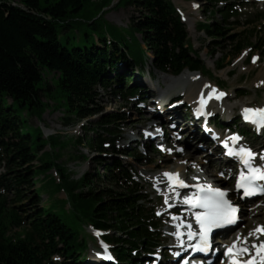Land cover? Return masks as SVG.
I'll list each match as a JSON object with an SVG mask.
<instances>
[{
	"label": "trees",
	"instance_id": "trees-1",
	"mask_svg": "<svg viewBox=\"0 0 264 264\" xmlns=\"http://www.w3.org/2000/svg\"><path fill=\"white\" fill-rule=\"evenodd\" d=\"M114 1L0 0V167L5 168L0 174V264H115L88 258L87 227L102 231V238L114 245L116 264H142L163 246L157 206L136 179L143 155L137 146L119 145L130 113L103 112L102 90L123 103L144 99L150 88L136 73L147 74L149 62L166 74L179 75L185 69L213 73L193 47L174 0H118L115 7H135L140 13L129 27L142 38L122 39L105 34L111 25L105 15ZM203 1L211 9L205 10L206 21L198 28L216 47L230 41L232 56L248 47L264 56V39L252 40L261 31L257 26L246 37L242 35L247 31L231 34L239 24L231 17L239 15L243 0ZM262 15L247 23L255 25ZM82 26L90 29L77 35ZM50 107L63 109L68 126L101 114L83 127L89 131L85 143L97 154L103 173L72 178L66 166L45 150L49 143L56 146L60 141L45 138L41 127L29 119H41ZM82 142L77 138L70 143ZM119 154L133 160L125 161ZM53 168L59 182L49 175ZM46 180L53 181L52 193ZM99 182L112 186L99 190ZM58 191L66 194V199L56 201L59 206L42 204L43 193Z\"/></svg>",
	"mask_w": 264,
	"mask_h": 264
},
{
	"label": "rangeland",
	"instance_id": "rangeland-1",
	"mask_svg": "<svg viewBox=\"0 0 264 264\" xmlns=\"http://www.w3.org/2000/svg\"><path fill=\"white\" fill-rule=\"evenodd\" d=\"M118 0L113 2L110 8L107 9L105 18L108 22L111 23L108 27L105 28V34L109 37L115 36L118 39L122 38H130L131 36L140 37L142 36L137 33L134 34L133 30L129 27L133 25L134 17L140 15L139 11L136 10L135 7H124V5L119 6L118 8L115 7V4ZM177 8L183 13V16L187 19V27L189 30L190 40L193 47L199 51V54L204 61L207 69L209 72L213 73V75L205 74L202 76L200 84L203 83V80H206V84H210L208 88H212L215 86H220L223 90L227 91L229 95L226 97L228 101L224 105H229L233 108H228L230 114L228 115V120L230 123L241 117L242 108L246 105H254L258 108L264 107V56L259 50L253 51L251 48H246L245 51L241 54L238 53L232 56L233 48L230 46V41H224L219 44V46H215L213 42L209 39V36L204 33L200 32L198 25L201 22H205L207 12L211 9L210 5L205 4L203 0H174ZM198 5V6H197ZM241 14L239 16L234 17L232 20H236L239 24L233 26V31L231 34L239 33V32H246L242 37L249 36L248 30L253 26H257L258 29L261 31L254 37L252 40L253 42L257 41L258 38L262 37L264 39V17L261 20L255 22V25L248 24L247 21L254 17V14L258 10H264V0H250L249 4L242 7ZM262 8V9H261ZM206 10V11H205ZM220 19V17L218 16ZM86 29H90V27L82 26L78 31H76L77 35H83ZM248 46V44H247ZM246 46V47H247ZM250 46V45H249ZM147 55L151 58L152 53L148 52ZM225 56L224 66L219 67L218 62L221 61ZM258 56V58H256ZM254 58H256L254 60ZM148 70L151 72L153 70L156 81L153 83L149 80L150 76L142 75L136 73V76L141 81L149 83V86L153 88V93L156 94H165L166 97H176L173 102H171V106H164L162 103L158 102L155 98H150L147 100L146 105L143 106L142 111L143 113H139L136 110L135 103H123L118 101V99L111 93H107L102 90L103 97L102 100L99 102L101 108H104L103 112L113 111L123 109L128 111L129 119L124 126V133L123 139L120 141L119 145L124 147L135 146L134 141H144L146 140L145 134L148 131L154 129L151 127L152 124L155 122L151 118L159 114L158 109L164 112V115H160L162 119H165V122L170 120L174 121L173 126H169V130L173 131V129L178 130L180 135L188 137L186 141H178L177 134H172V137H169L165 140V146L167 147H174L175 144L184 145L188 147V151L186 153H169L161 152V154H156L153 149L150 148V144L147 142L146 145L141 147L140 150L143 154V157L147 162L138 163L136 165V170L139 173L138 179L145 183L148 191L152 192L154 203L157 204V210L161 213L162 216V229L163 235L162 240L165 242L166 246L162 249L163 254L166 256V260L169 258L170 255L175 257V253L170 252L171 248L177 245V241L175 239L174 233V224L176 221L172 220V213L175 214L177 210L170 211L169 204H165V191L164 188L158 186V179L164 178L165 172H170L177 169L181 164L185 163H194L190 166V169L187 171L188 173L186 176L188 178H194L195 173L198 171L199 167L197 165V160H206L208 161V167L212 168L213 172H210L211 175L216 173L215 175H219L218 168L225 169L226 165L222 163L220 160V154L212 147H206L205 144L206 139L210 137V129L205 130V127L202 126L201 121H196V123H192L190 121L193 117L191 106H194V102L196 101H189L187 97L184 96L185 90L190 85H194L195 81H191L190 84L187 83L186 86L179 85V86H172L171 89H168L166 85L169 84V81L172 79H176L178 77L172 78L173 75L162 73L158 71L155 66H153L152 62L148 63ZM149 73V72H148ZM194 72H186L185 74L188 76L193 74ZM197 73V72H196ZM185 75V78H187ZM220 81L226 82V86H222ZM198 83V85H199ZM160 84V86H158ZM203 84V86H205ZM212 85V86H211ZM240 89H244L247 91L246 94H238L237 91ZM169 90V91H168ZM203 90V89H202ZM195 93V90H194ZM197 99V98H196ZM228 103V104H227ZM174 109L176 112H173V116L171 117L167 112L171 109ZM234 114H232V111ZM228 111V112H229ZM217 113V111H215ZM101 114L95 115L91 118L84 119L82 121H76L72 125H66L64 123V111L63 109H54L50 107L41 119L37 118H30L29 121L34 125L41 127L44 133V137L47 138L49 136L56 137L58 141L56 146L54 144L49 143L45 150H47L50 154H54V158L58 159L57 162L66 166L68 171L71 173L72 178L78 179L84 175H91L98 171L100 173L104 172L103 168L98 167V163L94 154L91 152L89 147L86 145L84 138L87 136V131L83 125L91 124V121L98 119ZM223 118V117H222ZM156 121L160 122L159 116L157 117ZM184 122L181 124V122ZM151 127V129H150ZM211 127H214L211 126ZM210 126L208 128H211ZM202 130L206 131L204 137L200 139V132ZM186 131V132H185ZM92 134L93 132L90 131ZM194 135V136H193ZM77 138L82 139V143H73L71 144V140H75ZM258 143L264 144V138L261 136L259 138ZM66 145L64 148H60V146ZM56 147V148H55ZM176 150V149H175ZM214 151L213 155L212 152ZM81 154L89 156V159H82L78 158ZM121 159L125 161H131V159L127 155H120ZM191 156V160L190 157ZM126 157V158H125ZM5 172L4 167H0V174ZM209 172V171H208ZM50 177H53L56 182H59L57 170L53 168L49 172ZM166 178V177H165ZM226 180L224 184L229 186L232 184L233 179H231L230 173L222 177ZM164 181H166L164 179ZM47 185L49 186L50 193H52V189L54 188L51 180H46ZM40 182H37L38 187ZM112 184L99 182L96 186V189H102L105 187H111ZM35 187V188H36ZM34 188V189H35ZM32 195V193H31ZM9 198H13V189L9 192ZM42 204H52L55 203L59 206V203L56 202L60 199H66V194L63 191L54 192L52 195L45 192L41 196ZM29 202V201H28ZM172 205V204H171ZM30 204H27L25 207H29ZM69 208V204L66 205ZM251 207L252 210L248 211L247 209L244 210V217L241 223L238 226L236 231H245L247 236H250L249 233L254 234L257 224L264 221V196L261 197L259 200H255L252 202ZM168 211V213H166ZM86 232L89 235V249L87 251V256L94 262L97 261H104L105 253L99 247L100 245V236L98 232L94 231L90 227L86 228ZM85 237L88 238L86 233ZM91 235V236H90ZM96 241H94L95 239ZM99 245H98V243ZM172 253V254H171ZM150 262V261H149ZM149 264V263H147ZM161 264H169V262L164 261ZM172 264V262L170 263Z\"/></svg>",
	"mask_w": 264,
	"mask_h": 264
},
{
	"label": "snow or ice",
	"instance_id": "snow-or-ice-1",
	"mask_svg": "<svg viewBox=\"0 0 264 264\" xmlns=\"http://www.w3.org/2000/svg\"><path fill=\"white\" fill-rule=\"evenodd\" d=\"M255 59L256 58H254V60ZM223 95V93L220 94V96ZM244 113L245 119L264 128V108H246L244 109ZM233 139H238V137H233ZM225 143H227V141H225ZM166 151L170 153L172 149H166ZM179 151H183V149H179ZM228 154L231 156H241L243 158V163L248 165V172L245 173L241 171L240 173L237 191L242 189V196L244 198L264 194V185L258 183V181H264V168L254 167L252 165L255 154L250 149L245 148H241L238 153L230 151ZM163 175L169 180L170 191L179 200L180 193L178 189L187 188L189 185L186 184L183 179L179 178V173L165 172ZM195 187L199 189V194L193 193L191 196H184L183 203L190 206L188 209L189 211H194L196 223L199 225V231H192L191 223H177L176 228L178 231L174 233V235L180 238V243L183 244V233L179 231V229L187 227L188 240H197L196 245L189 246L194 247L198 252H208L212 246L213 230L236 224L239 218L238 213L240 212V208L228 199V191L225 189L213 187L211 184H197ZM165 204H169L167 196L165 197ZM172 206L173 205L169 204V207ZM197 209H199V211H195ZM172 219L174 221H179L183 218L174 215ZM254 231L262 232L264 231V226L258 227L254 229ZM249 235L251 236L252 233H249ZM238 243L239 241L233 243L228 249L229 253H236L237 255L249 253L247 237L244 238V246H238ZM251 247L256 249L258 255L264 253V242H261L259 245L253 243ZM175 255L179 256L180 253L177 252ZM260 259L262 264H264V255H260ZM184 264H189V262L184 261ZM232 264H255V258L253 257L242 262L234 257Z\"/></svg>",
	"mask_w": 264,
	"mask_h": 264
},
{
	"label": "bare ground",
	"instance_id": "bare-ground-1",
	"mask_svg": "<svg viewBox=\"0 0 264 264\" xmlns=\"http://www.w3.org/2000/svg\"><path fill=\"white\" fill-rule=\"evenodd\" d=\"M186 72H191V71L187 70V71L183 72L181 75H179V77L176 76L178 78L170 80L169 81V84L166 85L167 88L168 89H171L172 86H174V87L176 86L177 87L179 85L186 86L187 83L190 84L191 81L198 80V81H195V84L194 85H191V86L189 85L187 87V89L185 90L184 96H186L187 97V100H189V101H196V98L199 95H203V94L206 95L209 92H211V89L213 87L212 88L211 87L208 88L210 84H206L205 85L204 83H206V80H203V83L202 84L199 83V82H201L200 80H202V76H203L202 73H200V72H197V73L194 72L193 74H190V75L187 76L185 74ZM185 75H186L187 78H185ZM172 78H175V77L173 76ZM198 83H199V85H198ZM203 84L205 86H203ZM194 90H195V93H194ZM164 94H167V93H164ZM226 101H228V100L227 99L224 100L222 103H220L219 106L224 105L226 103ZM229 102L230 101H228V103ZM221 107L225 111H229L228 108H233V107H230L229 105L221 106ZM231 111H232V114H234V111L233 110H231ZM188 157H190V160H191L192 157L191 156H188ZM196 162H197V165L200 166V167H199L198 171L194 175L195 179L201 178L202 181H209V179L212 178V181H214L218 186H223L224 185V182H226V180L224 178L219 177L218 175H215L216 173H214L213 175H211L210 172H208V164L209 163H208L207 159L204 160V161L203 160H197ZM192 164H194V163H189V164L183 163L177 169H175L173 171H170V172H172V173H179V174L182 175L183 178H186V174L188 173L187 171L190 169V166ZM164 179L166 180L165 177L158 179V186L161 187V188H164L165 195L168 197V200H169L170 203L176 202L177 197L170 191L169 184H168L169 182H167V180L164 181ZM249 208L248 207H244V209H249Z\"/></svg>",
	"mask_w": 264,
	"mask_h": 264
}]
</instances>
